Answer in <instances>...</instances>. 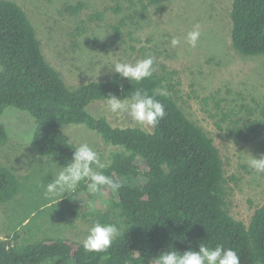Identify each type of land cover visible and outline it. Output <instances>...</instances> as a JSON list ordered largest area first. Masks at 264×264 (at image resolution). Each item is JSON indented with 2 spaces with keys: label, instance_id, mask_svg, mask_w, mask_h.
<instances>
[{
  "label": "trees",
  "instance_id": "1",
  "mask_svg": "<svg viewBox=\"0 0 264 264\" xmlns=\"http://www.w3.org/2000/svg\"><path fill=\"white\" fill-rule=\"evenodd\" d=\"M83 8L79 3L65 10L74 16ZM96 17L102 20L104 13ZM230 18L233 47L245 56H264V0H234ZM125 25V20L113 25V35L120 37ZM0 65V145L9 140L1 116L12 106L35 119L31 150L41 157L35 155L38 165L22 175L0 166V203L10 205L6 237L11 239H0V264H150L168 247L198 250L201 241L234 249L240 264H264V204L249 224L231 214L220 151L181 108L174 79L154 70L140 83L113 76L71 87L46 59L26 11L12 0H0ZM135 88L164 105L166 115L152 131L116 127L88 111L109 94L123 99ZM71 124L85 125L114 148L103 172L122 183L118 191L104 187L93 193L81 182L64 199L45 196L44 186L77 146L62 130ZM260 128L264 135V122L250 124L254 133ZM42 169L49 172L43 175ZM18 208L24 211L19 217ZM47 214L51 221L39 222ZM82 219L120 229L107 252H86L83 242L65 236L66 228Z\"/></svg>",
  "mask_w": 264,
  "mask_h": 264
},
{
  "label": "rangeland",
  "instance_id": "2",
  "mask_svg": "<svg viewBox=\"0 0 264 264\" xmlns=\"http://www.w3.org/2000/svg\"><path fill=\"white\" fill-rule=\"evenodd\" d=\"M12 1L26 11L46 59L71 87L119 76L109 71L114 62L135 63L154 57V70L178 85L176 98L181 108L214 140L229 182L230 212L249 224L255 210L264 204V173L250 169L244 154L257 158L264 154L262 129L257 133L250 129L253 121L264 122V56H245L233 47L230 12L234 0H165L158 5L148 0ZM79 3L84 8L78 15L66 12V5ZM98 13H104V19L97 18ZM122 20L126 25L120 37H115L112 26ZM197 23L202 35L192 48L184 37ZM174 37L181 40L175 48L171 46ZM88 111L108 118L116 127H141L123 112H110L106 101L92 103ZM1 122L9 140L0 145V166L19 175L28 173L39 163L36 156L40 157L31 150L35 119L9 106ZM63 129L71 142H87L104 164L108 161L114 148L97 133L85 125ZM143 129L152 131V127ZM48 172L42 169L43 175ZM99 198L97 195L92 203ZM8 206L0 203V239L11 243L6 237ZM14 210L18 217L24 213L22 208ZM47 215L39 222L51 221V214ZM18 217L14 223H19ZM90 227L83 219L76 221L66 228L65 236L83 242Z\"/></svg>",
  "mask_w": 264,
  "mask_h": 264
},
{
  "label": "clouds",
  "instance_id": "3",
  "mask_svg": "<svg viewBox=\"0 0 264 264\" xmlns=\"http://www.w3.org/2000/svg\"><path fill=\"white\" fill-rule=\"evenodd\" d=\"M201 35V25L197 23L186 33L184 43L195 48ZM180 44L179 38L174 37L171 40V46L174 48ZM154 64V57L149 55L135 63L118 61L108 67L110 72L119 74L121 78H126L133 84L150 78L153 75ZM132 93L130 97L126 96L123 99L109 94L106 96L107 109L112 113H125L131 121L142 128L155 127L166 115L164 105L143 89L135 88ZM158 94L166 95V92L158 90ZM62 130L65 131L63 128ZM72 148L74 149L72 158L61 166L51 182L44 186L46 197L61 196L64 199L67 193L76 192L81 182H85L88 191L93 193L102 191L104 187L114 192L122 187L120 181L104 174L105 164L87 142ZM244 154L250 169L264 173V154L258 158L251 153ZM119 235L120 229L115 224L93 222L83 240V248L86 252H107ZM150 264H240V262L234 249L222 244L213 247L201 241L198 243V250L190 248L181 252L175 247H168L166 251L154 256Z\"/></svg>",
  "mask_w": 264,
  "mask_h": 264
}]
</instances>
